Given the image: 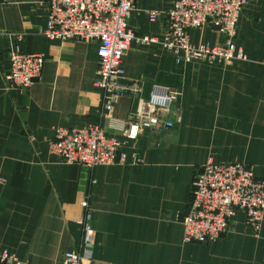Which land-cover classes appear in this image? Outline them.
Here are the masks:
<instances>
[{
	"label": "crops",
	"instance_id": "crops-1",
	"mask_svg": "<svg viewBox=\"0 0 264 264\" xmlns=\"http://www.w3.org/2000/svg\"><path fill=\"white\" fill-rule=\"evenodd\" d=\"M171 1L132 0L126 25L157 41L129 44L121 80L138 83L142 97L153 83L177 88L172 109L179 119L141 130L124 145L123 163L91 168L58 160L45 141L54 126L91 122L121 136L97 113L95 40L41 34L46 0L0 2V249L20 264H58L75 247L84 197L93 243L82 264H264V210L256 235L236 209L211 241H183L177 216L186 208L193 172L208 158L242 162L264 177V0H244L240 9L233 42L244 58L210 62H174L160 44ZM146 10H156L157 18L148 20ZM10 32L19 34L13 47L43 55L38 79L22 89L4 78ZM188 39L222 43L209 22L189 28ZM134 107L132 96L122 95L109 116L126 119ZM132 152L139 162H132Z\"/></svg>",
	"mask_w": 264,
	"mask_h": 264
},
{
	"label": "built area",
	"instance_id": "built-area-1",
	"mask_svg": "<svg viewBox=\"0 0 264 264\" xmlns=\"http://www.w3.org/2000/svg\"><path fill=\"white\" fill-rule=\"evenodd\" d=\"M7 0H0L5 2ZM244 0H172L164 11L165 24L159 40L171 53L174 62L213 61L244 58L233 42L236 21ZM132 0H46V18L40 33L50 39L80 38L95 40L96 76L94 86L100 92L99 117H106L110 127L121 136L106 134L98 122L78 126H54L45 141L47 152L62 162H76L89 168L99 164L123 163L124 145L141 130L167 128L178 121L172 109L178 89L153 83L146 97L138 94L136 82L121 80V55L129 44L157 41L152 36H135L126 25ZM148 20H155L156 10H146ZM209 22L221 33L222 43H191L188 29ZM8 68L4 78L8 85L22 89L40 75L43 55L12 46L18 33H7ZM264 63V60H263ZM130 94L135 107L128 118L118 120L109 113L114 102ZM172 113V116L169 115ZM132 162L140 157L131 153ZM82 212L75 220L79 238L73 249L64 250L58 264H82L91 256L93 230L87 197L80 200ZM236 209L242 210L251 234L258 233L264 210V177H256L249 166L238 161L207 159L193 172L186 208L177 215L182 225L183 241H211L220 235ZM5 248L0 249V264H20Z\"/></svg>",
	"mask_w": 264,
	"mask_h": 264
},
{
	"label": "rangeland",
	"instance_id": "rangeland-1",
	"mask_svg": "<svg viewBox=\"0 0 264 264\" xmlns=\"http://www.w3.org/2000/svg\"><path fill=\"white\" fill-rule=\"evenodd\" d=\"M219 236V235H218Z\"/></svg>",
	"mask_w": 264,
	"mask_h": 264
}]
</instances>
